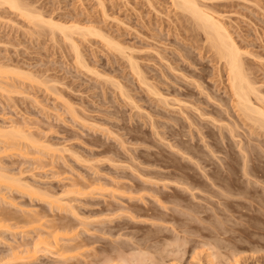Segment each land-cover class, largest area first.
Returning <instances> with one entry per match:
<instances>
[{
	"label": "rangeland",
	"instance_id": "rangeland-1",
	"mask_svg": "<svg viewBox=\"0 0 264 264\" xmlns=\"http://www.w3.org/2000/svg\"><path fill=\"white\" fill-rule=\"evenodd\" d=\"M198 1L229 29L264 105V0ZM19 2L103 37L71 33L81 66L61 32L0 5V129L21 126L30 140L0 138V173L21 186L0 182V264H97L99 249L127 244L154 264H264V130L232 108L224 67L193 20L172 0ZM28 211L55 222L31 227ZM56 222L73 224L75 241L36 242L31 254ZM73 242L86 252L62 259Z\"/></svg>",
	"mask_w": 264,
	"mask_h": 264
},
{
	"label": "bare ground",
	"instance_id": "bare-ground-1",
	"mask_svg": "<svg viewBox=\"0 0 264 264\" xmlns=\"http://www.w3.org/2000/svg\"><path fill=\"white\" fill-rule=\"evenodd\" d=\"M172 2H173V4L177 7V8H179L180 10H182L183 12H185L192 20H193V22L195 23V25H196V27H198L202 32H204L203 34H204V36L206 37V40L205 41H208L209 42V45L211 46L210 48H212V50L216 53V55H217V60L219 61V63H222V65H223V67H224V70H225V77H226V90L229 92V103H231V105H232V108H234L235 109V111L237 112V114H238V116H242L245 120H247V121H249V122H251L253 125H255V126H257L259 129H263L264 130V105H261V106H259L257 103H260V101H262V98L259 96V92H258V90H257V87L253 84V81H251L250 80V78H249V76H248V72H246L245 71V68H244V66H243V63L244 62H242L243 60V52L242 51H240V48L238 47V45L236 44V42L234 41V39H233V36L231 35V33L229 32V29L224 25V23H223V21L221 22L218 18H216L214 15H212L211 13H209L207 10H204L203 9V5L202 6H200V4H199V1L198 0H172ZM1 4H5V5H8L11 9H14V10H16L17 12H21L22 14H23V16H25V17H27L28 19H33L34 20V22H37V24L38 23H40L39 25H43V24H45L46 23V25L48 24L49 25V27H50V29L52 28V30L53 29H56V30H58L59 32H61L62 34H63V36L68 40V41H70V45L72 46V49L74 50V52H75V55H76V59H77V61H78V63L82 66V61H81V59H80V54H79V51H78V47H77V45L73 42V39H72V32L74 31V33L77 31L78 33H80L81 35H82V33H83V36L84 35H86V34H91V35H95V36H100V37H103V36H101L100 35V33H98L97 31H95V30H93V29H91V27H88V28H82V27H78V25H64V24H59V23H56V22H53V20L51 21V20H49V21H47V20H43V17L41 16V14H37V12H36V14L34 15V14H32L31 12H30V10L28 9H26L20 2H19V0H0V5ZM27 7V6H26ZM206 9V8H205ZM32 11V10H31ZM214 14V13H213ZM32 21V20H31ZM41 23H43V24H41ZM47 25V26H48ZM71 35V36H70ZM105 41H107V45L111 48V49H114V50H117V51H121L120 53L122 54L123 52V49L121 50V47L118 45V44H116L115 42H113V41H111V40H107V39H105ZM207 42V43H208ZM127 57V56H126ZM132 57H127V59H128V62H129V64H130V68H131V70L134 72V74L137 76V78H138V80L141 82V83H143L144 85H148V84H146L147 82H145V79H144V77L142 76V73H141V71L139 70V68H138V66H137V64L131 59ZM183 69V68H182ZM187 70H189V69H187ZM183 71V70H182ZM192 72V71H191ZM192 74H194V73H192ZM190 75H191V73H190ZM192 76V75H191ZM196 85L197 86H199L200 84L199 83H196ZM148 87V90H149V92L151 91V93H153V94H156L155 93V89H154V91H153V89L151 88V86H150V84H149V86H147ZM199 87H201V85L199 86ZM201 89V88H200ZM152 94V95H153ZM157 95H159L158 93H157ZM162 97V96H161ZM163 98V97H162ZM253 98L255 99V102H256V104H255V102H254V100H253ZM220 99H221V97H220ZM162 100V99H161ZM164 100V102L163 103H165V104H168V102H166V98H164L163 99ZM162 100V101H163ZM220 101V100H219ZM223 101V100H222ZM263 106V107H262ZM199 114L200 115H202L203 113H201V112H199ZM203 115H205V114H203ZM214 120V119H213ZM18 126V125H17ZM17 126H15L14 127V125H13V128H11V129H9V130H6L5 129V131H3L2 129H0V133H1V136H0V138H2L1 140L2 141H4V140H11V141H16V140H23V138L24 139H27V140H29V138H28V136H26L25 137V135H24V131H25V128L24 129H21L20 127L18 128ZM12 127V126H11ZM1 130H2V132H1ZM0 140V142H2ZM10 141V142H11ZM30 141V140H29ZM5 142H8V141H5ZM9 142V143H10ZM21 141H19V143H20ZM8 143V144H9ZM6 144L7 143H5V145L4 146H6ZM11 144H13L12 142H11ZM11 144H9V145H11ZM14 144H18L17 142L16 143H14ZM15 145V146H16ZM13 146V145H12ZM2 170V169H1ZM5 172V171H4ZM4 172H2V173H0V182H1V180L2 179H4V180H2V182L3 181H5V182H7V180L9 181V183L7 182V184H10V181L12 182V180L14 179L13 177L11 178L10 176V178H11V180L10 179H7L8 177L5 175V173ZM4 173V174H3ZM18 178H16V180H17ZM15 180V179H14ZM13 181V182H17V181ZM19 180V179H18ZM20 181V180H19ZM18 183V182H17ZM16 183V184H17ZM22 183V182H21ZM3 184V183H2ZM13 184L14 183H11L10 185H9V188L8 189H11L12 187L11 186H13ZM22 184H24V183H22ZM4 185V184H3ZM6 186V185H5ZM5 186H3V187H5ZM8 186V185H7ZM15 186V185H14ZM18 186L19 187H21L20 186V184L18 183ZM18 186L16 185V188H18ZM25 186V185H24ZM27 186V185H26ZM28 187V186H27ZM26 188V187H25ZM3 190V189H2ZM0 191H1V189H0ZM15 191H17V189L15 190ZM19 191V190H18ZM29 191H32V190H29ZM31 193V192H30ZM33 193H37V192H33ZM33 193H31V194H33ZM21 194H23V193H21ZM35 195H37V197H38V193L37 194H34V197H35ZM28 196H29V193H28ZM45 196V197H44ZM48 196V195H47ZM46 195H39V197H41V198H48ZM30 197H33V196H29V198ZM37 197H35V199L37 198ZM53 197H51V199H52ZM43 199L41 200V201H43ZM50 198H48L47 200H49ZM50 199V200H51ZM54 200H52V201H54L57 205L55 206H53V204H52V201H50V203H51V205L50 206H53V207H57L58 209H60L59 211L61 212V210H65V207H66V212H67V207H68V210H69V205L70 204H64V203H61V199L58 197V198H53ZM45 200V199H44ZM62 202H63V200H62ZM49 203V201L47 202L46 201V204H48ZM56 208V209H57ZM70 208H71V206H70ZM49 210L50 209H52V208H48ZM7 210V209H6ZM6 210H5V212H6ZM46 210V209H45ZM1 211V210H0ZM4 211V210H3ZM35 211V210H34ZM34 211H28V213L30 212V214H27L26 213V217L24 216V219L27 221L26 222V224H32V226L31 227H33V226H35L36 227V225L35 224H37V223H39L40 221V219H42L43 218V220H44V222H46L47 224H48V222L50 221V223L52 222V220H54L55 218H53L52 220L51 219H48L47 220V218H46V220H45V215L43 216V215H40L38 212H34ZM37 211V210H36ZM51 211V210H50ZM59 211H56V212H59ZM4 212V213H5ZM27 212V211H26ZM46 212V211H45ZM64 212V211H63ZM32 213H34V214H32ZM44 213V212H43ZM47 213V212H46ZM0 214H2V212H0ZM32 214V215H31ZM42 214V213H41ZM5 215V214H4ZM28 215H29V217H28ZM31 215V216H30ZM50 215H52V214H50ZM59 215V214H58ZM3 216V215H2ZM1 216V218H0V224L1 225H3L4 223H2V221H3V217ZM10 216V215H9ZM53 216H55V215H53ZM48 217V216H47ZM52 217V216H51ZM8 217H6L5 216V219H7ZM27 218L29 219V221L27 220ZM9 219L10 218H8L7 220H8V222H10L9 221ZM16 219V218H15ZM58 219V218H57ZM57 219H56V221H57ZM60 220H61V217L59 218ZM65 219V218H64ZM20 220V219H19ZM23 220V219H22ZM25 220L23 221V223L25 222ZM43 220H42V222H43ZM59 220V221H60ZM66 221V220H65ZM54 222H55V220L53 221V224H54ZM62 222V221H61ZM61 222H59V224H57L58 222H56L55 223V225L57 224V226L55 227V229H57V231L58 232H56V230L54 229V228H52V229H54V230H52L51 229V233L53 234L52 236H51V234L49 233L50 231H43V233L41 232L40 233V235H43L44 234V236L45 237H47V239L49 240V236L50 237H52V240H51V238H50V240H49V242H47L46 241V239L44 240V241H37V238H36V240H34L35 242H33L32 243V249L29 251L28 249H25V250H27L26 251V253L29 251V252H33V247L35 248V252H33V254L34 253H36L37 251H39V250H37L36 251V249H37V247H38V244L37 243H43V242H45V246H47L48 247V245L50 246V248L52 247H55V248H58L59 247V245H58V243H60V239H62V240H72L73 239V236L72 237H69L68 235H67V233L70 231V232H73L72 231V226H73V224L72 225H68V223H61ZM68 222H70V221H68ZM6 224V223H5ZM22 224V223H21ZM25 224V223H24ZM70 224V223H69ZM0 225V228L2 227ZM23 225V224H22ZM38 225V224H37ZM40 225V224H39ZM44 225V224H43ZM42 225V226H43ZM54 225V226H55ZM7 226V225H6ZM10 226V225H9ZM41 226V227H42ZM45 226V225H44ZM49 226V225H48ZM75 226V225H74ZM12 227V226H11ZM50 227H52V226H50ZM9 228V227H8ZM30 228V227H29ZM43 228V227H42ZM34 229V228H33ZM45 229H46V226H45ZM44 229V230H45ZM49 228H47V230H48ZM35 230H37V228H35ZM42 230V229H41ZM84 230V229H83ZM32 231V230H31ZM37 231H39V230H37ZM48 234H47V233ZM60 232H62V234H66V236H68L69 238H67V239H64L63 237L61 238V237H59V233ZM75 233V232H74ZM60 235V236H63V235ZM72 234V233H71ZM76 236V235H75ZM75 238V237H74ZM74 240V239H73ZM72 240V241H73ZM50 241H52V242H50ZM59 241V242H58ZM75 241V240H74ZM37 242V243H36ZM77 242H79V241H77ZM81 242V241H80ZM46 243H48V245L46 244ZM44 244V243H43ZM80 244V243H79ZM82 244V243H81ZM80 244V245H81ZM87 244V243H86ZM85 244V245H86ZM117 244V243H116ZM167 244V243H166ZM165 244V245H166ZM37 245V246H36ZM66 245H68V244H66ZM69 245H73V246H69V248H68V246H66L68 249H66V251H65V248H64V250L63 251H61L60 253H59V256H61L60 254H62L63 253V258L62 259H64V258H75V257H77V256H80V254L81 253H84V252H86V250L85 249H83L84 251H82L80 248H84V243H83V245L84 246H80V245H78V244H76V243H74L73 242V244L72 243H70ZM122 245V244H121ZM138 245H140V244H138ZM137 245V246H138ZM24 246H26V245H24ZM58 246V247H57ZM113 246H115V245H113ZM112 246V247H113ZM118 246V245H117ZM128 246L129 247H131L130 249L128 248ZM133 246H136V245H133ZM146 246V245H145ZM168 246V245H167ZM170 246V245H169ZM18 247V246H17ZM16 246H15V249H14V247H12L13 249V251H15L16 250V248H17ZM86 247V246H85ZM122 247V248H121ZM125 246H119V248L117 247V249L114 247V249H112L111 248V250L113 251L112 253H111V250H109V248L108 249H102V250H100L99 249V251H98V255H97V259L94 257L93 258V261H94V259H96V261H97V264H112V262H113V264H115L116 262L117 263H119V264H139L138 262H140L141 264H142V262L144 263L145 261H147V259L149 260V262H150V259H152L153 260V264H154V262H157L159 259H157V258H159V257H156L155 258V255L153 256L152 255V253H151V255L152 256H150V253L148 254V250L147 251H144V253L142 252L143 251V249L144 250H146L145 248H143V249H139V250H137V249H135V247H133L132 248V246H130V245H128L127 244V250L129 249V250H136V252H128L125 248H124ZM139 247V246H138ZM141 247H142V245H141ZM140 247V248H141ZM143 247H144V245H143ZM150 247V246H149ZM148 247V248H149ZM171 247V246H170ZM11 248V247H10ZM19 248V250L22 248V246H20V247H18ZM17 248V249H18ZM54 248V249H55ZM162 248V247H161ZM166 248V247H165ZM38 249H41L40 247L38 248ZM53 249V250H54ZM80 249V251H82V252H79L78 253V250ZM62 250V249H61ZM69 250V251H68ZM74 250L76 251V252H74ZM97 250V249H96ZM150 251H151V249H149ZM173 250V249H172ZM17 251V250H16ZM73 252V253H75L74 255H72V256H70V255H66L67 253H70V252ZM124 251H127V253L125 252V254H124ZM138 251V252H137ZM22 252V251H21ZM24 252V251H23ZM32 252H31V254H32ZM64 252H65V254H64ZM172 252H174V251H172ZM16 253H19L20 254V252H16ZM133 253V254H132ZM145 253H147L146 255H148L147 256V259H145L146 258V256L144 255ZM19 254H17V256L16 255H13V257H11L12 259H10V260H14L15 261V259L19 256ZM131 254V255H130ZM161 254V253H160ZM160 254H158V255H160ZM93 255H94V253H93ZM102 255H104V257L102 256ZM31 256V255H30ZM33 256V255H32ZM82 256H84V255H82ZM90 256V255H89ZM101 256V257H100ZM16 257V258H15ZM88 257V256H87ZM86 257V258H87ZM93 257V256H92ZM103 257V258H102ZM149 257V258H148ZM151 257V258H150ZM88 258H90V257H88ZM100 258V259H99ZM65 259V260H66ZM80 259V258H79ZM82 259V258H81ZM99 259V260H98ZM155 259H157V261L155 260ZM78 260V259H77ZM90 260V259H89ZM88 260V262H89V264H90V262L91 261H89ZM155 260V261H154ZM84 261V260H83ZM87 261V260H86ZM95 261V262H96ZM102 261V262H101ZM114 261H116V262H114ZM235 261H237V260H235ZM81 262V261H80ZM78 262V264H86V262L84 261V262ZM101 262V263H100ZM122 262V263H121ZM137 262V263H136ZM150 262V263H151ZM77 263V262H76ZM91 264H92V262H91ZM93 264H94V262H93ZM96 264V263H95ZM156 264V263H155ZM211 264V263H210ZM213 264V263H212ZM218 264H223V263H221V262H219ZM228 264V263H227Z\"/></svg>",
	"mask_w": 264,
	"mask_h": 264
}]
</instances>
